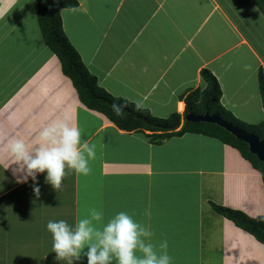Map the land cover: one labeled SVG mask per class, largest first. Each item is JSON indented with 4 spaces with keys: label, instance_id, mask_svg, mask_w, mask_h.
Listing matches in <instances>:
<instances>
[{
    "label": "crops",
    "instance_id": "obj_1",
    "mask_svg": "<svg viewBox=\"0 0 264 264\" xmlns=\"http://www.w3.org/2000/svg\"><path fill=\"white\" fill-rule=\"evenodd\" d=\"M76 1L79 7L61 12L65 33L111 96L158 119L179 115L180 121L167 124L180 122L179 131L185 121L194 122L183 98L206 88V69L220 83L226 110L248 125L264 122V14L251 0ZM18 10L23 20L38 23V0H0V264H66L56 260L47 223L74 225L91 209L102 211L104 223L124 211L149 226L157 247L168 242L173 264H264V244L212 207L264 217L261 172L215 137L188 132L157 141L149 131L119 129L81 102L38 32L28 39L34 49L25 41L1 48L18 33L13 30L22 19L2 27ZM25 27L20 35L33 32ZM60 120L95 144L92 171L67 170L58 190L39 174L37 197L31 180L16 182L18 165L8 145L24 139L35 146L39 132ZM74 264H87V257Z\"/></svg>",
    "mask_w": 264,
    "mask_h": 264
},
{
    "label": "clouds",
    "instance_id": "obj_2",
    "mask_svg": "<svg viewBox=\"0 0 264 264\" xmlns=\"http://www.w3.org/2000/svg\"><path fill=\"white\" fill-rule=\"evenodd\" d=\"M113 110L117 114L122 111L116 104ZM8 152L18 165L13 169L16 182L27 184L31 180L39 197V174L46 173L45 182L56 190L62 187L67 170L87 176L92 171L89 161L95 158L96 146L82 138L78 126L60 120L39 132L35 146L24 139H14ZM103 221V213L97 209H91L88 216L74 225L65 220H50L47 230L52 235L56 260L74 264L86 256L87 264H173L167 251L168 242L161 241L157 247L152 242L151 228L132 215L121 211L106 223Z\"/></svg>",
    "mask_w": 264,
    "mask_h": 264
},
{
    "label": "trees",
    "instance_id": "obj_3",
    "mask_svg": "<svg viewBox=\"0 0 264 264\" xmlns=\"http://www.w3.org/2000/svg\"><path fill=\"white\" fill-rule=\"evenodd\" d=\"M251 1L264 14V0ZM77 7H79V3L76 0H38V23L45 44L59 58L63 73L73 82L84 105L91 110L106 115L121 130L151 132L150 135H146L152 140L162 141L169 136H179L188 132L215 137L223 143L237 148L261 172L264 180V162L250 152L248 144L238 140L226 129L212 123L185 121L182 129L169 132L162 129L161 126L180 121L179 115L173 116L170 120L155 118L149 110L142 109L125 99L115 98L101 88L98 85L97 78L88 71L64 30L61 12L64 9H75ZM201 76L206 83V88L204 90H194L183 98L186 105L185 114H191L195 117L218 116L227 124L253 134L263 141L264 122L252 126L237 119L221 103L223 92L217 78L206 69L202 70ZM259 85L264 104L263 71L259 73ZM114 104L121 107L120 114L113 110ZM212 207L216 213L233 221L237 227L250 233L264 244V217L251 218L243 212L215 204H212Z\"/></svg>",
    "mask_w": 264,
    "mask_h": 264
},
{
    "label": "rangeland",
    "instance_id": "obj_4",
    "mask_svg": "<svg viewBox=\"0 0 264 264\" xmlns=\"http://www.w3.org/2000/svg\"><path fill=\"white\" fill-rule=\"evenodd\" d=\"M20 19H22L21 18V11L20 10H18L17 12H13L12 13V15H10V18H8V19H6L5 21H4V25L2 26V27H4L5 25H6V28H9V25H14V24H16ZM23 20V19H22ZM2 23H0V25H1ZM26 24L28 25V27L30 28V29H32V31L33 32H31V33H29V34H27V35H20L19 33H21V32H25V26H26ZM28 29V28H27ZM14 32H18V33H13L10 37H8L7 39H6V41H5V43L1 46V48H8V49H11V48H13V47H15L16 46V44H17V41H20V42H26L25 43V47H27V46H31L32 48H33V46H34V42H32V41H28V39H31V40H33V38H31L30 36H31V34H33V33H35V32H38L37 33V35H36V37H38L39 38V40L40 39H42V43L44 42V39H43V36H42V33H41V29H40V25H39V23H37V22H35V21H33V20H28V19H25V20H23V21H21L19 24H18V26L15 28V30H13ZM0 34H5V29H3V28H0ZM41 34V35H40ZM42 36V37H41ZM41 37V38H40ZM16 49V48H15ZM34 49V48H33ZM0 55H2V52L0 51ZM14 64H15V62H14ZM6 67V66H5ZM3 68H4V66L3 65H0V72H1V70H3ZM4 71H5V68H4ZM190 93V92H189ZM186 147H183V149H185ZM182 149V150H183ZM123 184V188L125 187V183H122ZM130 184V183H129ZM126 186H128V185H126ZM168 191V190H167ZM169 191H170V189H169ZM171 193H172V190L170 191ZM169 195V193L167 194V196ZM124 196V195H123ZM125 201V200H124ZM126 202V201H125ZM125 202H122V205L124 206V207H126L125 206Z\"/></svg>",
    "mask_w": 264,
    "mask_h": 264
},
{
    "label": "water",
    "instance_id": "obj_5",
    "mask_svg": "<svg viewBox=\"0 0 264 264\" xmlns=\"http://www.w3.org/2000/svg\"><path fill=\"white\" fill-rule=\"evenodd\" d=\"M190 120L194 122H206V123L217 124L225 128L227 131L233 134L238 140L248 144L250 152L256 155L259 160L264 162V140L261 141L259 137L253 134H249L241 129H238L236 127L227 124L222 120V118L218 116H209V115H205L202 117L191 116ZM179 127H180V122H177L176 124L173 125L162 126V128L165 130H175Z\"/></svg>",
    "mask_w": 264,
    "mask_h": 264
}]
</instances>
